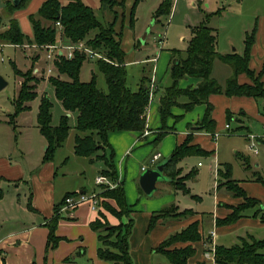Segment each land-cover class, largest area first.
<instances>
[{
    "label": "trees",
    "instance_id": "obj_1",
    "mask_svg": "<svg viewBox=\"0 0 264 264\" xmlns=\"http://www.w3.org/2000/svg\"><path fill=\"white\" fill-rule=\"evenodd\" d=\"M3 0L6 4L0 9V42L2 45H37L44 47L58 43L62 36L65 41L77 43L85 41L89 47L104 55L105 59H98L97 66L104 74L108 90L105 92L97 86L95 77L91 82H83L80 79V70L86 60L84 53L76 52L73 59L61 56L56 66L59 76L49 77V82L55 89L56 98L61 102L66 111L77 113V134L75 137V152L79 156L92 158L100 150L105 151L110 147L108 134L115 131H132L144 134L147 130V113L151 98L147 77H143L139 89L131 90L127 85L126 54L122 48L120 32L116 30L118 20V6L123 7L124 2L118 0H99L100 9L113 13L111 22H102L94 8L84 0H46L37 13L31 14L29 20L33 29V37L26 35L19 20L14 17L18 10L28 7L32 0ZM139 0H135L130 14V24L134 23L135 7ZM173 0H163L154 14L158 19L171 13ZM220 13L219 11L217 14ZM124 16V13H123ZM57 23H60L61 28ZM256 28L252 33L246 34L244 54L238 53L223 55L217 50V38L214 29L206 22L191 28V39L188 48L182 52L173 49L168 64L169 82L161 88L159 97V114L162 127L156 133L155 144L173 132L175 126H168L169 118L179 121L180 116H174L172 109L180 107L184 112L192 111L196 106L205 104L206 111L197 123L199 130L214 134L216 121L213 118V105L210 97L215 94H225L229 97L247 96L256 100L264 99V69L258 73L250 67L251 52L255 45ZM40 56L39 53H37ZM220 59L232 68V76L222 86L212 77L214 62ZM16 75L23 77L19 96L15 100L17 115L22 110L28 109L26 103L35 99L38 95L37 85L40 80L33 76L34 68L27 72L21 71L14 65ZM246 74L250 78L249 83H240L239 77ZM61 76H65L62 78ZM199 79L197 86L189 85L180 87V81L185 78ZM160 89V87H159ZM158 89L156 93H158ZM53 103L46 95L42 97L38 111V128L47 139L48 147L45 152L44 162L53 161L55 151L60 148L67 139L70 126L69 117L63 116L58 126L52 125ZM228 122L233 120V114L227 113ZM195 154H208L202 147L192 144V136L176 146L165 166V175L169 182L184 193H190L186 181L196 174L195 170L182 176V168L179 163L186 157ZM106 162V169L101 173L112 180H117V172L114 163V152L110 156L106 153L98 155ZM225 173L221 178L225 179L218 188L225 187L235 197L242 198L243 202L232 207V212L224 219L218 220L219 224H231L242 217V213L252 207L260 206L256 198L249 197L240 183L233 179L231 166L226 165ZM222 172V170H221ZM256 181L264 185V177H256ZM77 193H69L67 196ZM3 196L0 191V198ZM101 196L115 201L113 206L109 201L103 203L106 210L122 219L130 216V210L126 201L124 182H120L115 188L103 190ZM65 197V198H66ZM191 210L178 212V207L172 204L164 208L155 219L169 216H184L191 214ZM104 217V215L102 216ZM59 209L56 207V215L48 223L50 227L49 246L55 248L59 238L55 235L58 223ZM92 228L98 232L101 246L98 255L101 259L113 264H132L129 248V236L133 226V219L127 223L112 225L108 221L100 219L92 223ZM201 240L199 223L196 221L186 229L166 239L157 249L163 253L172 264H188L189 259L196 253V249L190 244L185 247H174L176 243L197 242ZM216 264H264V239L257 240L253 237L242 238L241 242L232 246L215 247Z\"/></svg>",
    "mask_w": 264,
    "mask_h": 264
},
{
    "label": "crops",
    "instance_id": "obj_2",
    "mask_svg": "<svg viewBox=\"0 0 264 264\" xmlns=\"http://www.w3.org/2000/svg\"><path fill=\"white\" fill-rule=\"evenodd\" d=\"M45 1L32 0L27 8L18 10L14 14L20 25L22 21L26 24V30L22 25L21 28L30 37H33V29L29 16L37 13ZM84 1L86 2V0ZM88 1L92 3V8L93 5H96L95 1H98L100 5L99 0ZM61 2L65 4L66 0H61ZM147 36L148 34L145 42ZM235 51L233 49V52L227 54H233ZM221 54L227 55L225 53ZM221 66H223L224 73L219 78L214 71L215 67L222 70ZM261 69H264V66L259 70ZM231 76V66L220 59H216L212 77L222 86H225ZM156 80L160 81L159 79ZM198 82L199 79L188 77L180 81V87L197 86ZM239 82L246 83L245 77L240 76ZM259 101L252 97H229L225 94H215L210 97V103L214 108L213 118L219 112L218 116L221 118H218V120H221L223 116L227 125L229 124L227 113L231 112L233 120L235 119L238 122L237 125L241 127L245 125L243 119L247 116L246 112L243 111V106L245 105H257V113L264 117V112L260 113ZM205 111V104L196 106L190 112H184L179 107L172 109L174 116H180L181 118L177 122L173 118L168 119V126H175L176 130L167 134L159 143L161 144V151L157 153H161V158L163 155H171L176 146L184 142L189 135L192 136V144L199 145L210 154L209 151L211 149L203 146L202 141L206 140V137L209 140L211 138L214 139L213 135L204 130H199L197 126V123L202 120ZM66 112L68 116L74 113ZM215 121L218 124V121ZM147 126L148 129L146 131L149 132L148 134L132 131L110 132L108 134L110 147L105 151L100 150L98 152V155H103L104 153L109 155L111 150L114 152L117 177L121 180L120 182H124L126 201L130 210V216H124L122 219L104 209L102 203L98 211L92 210L88 203H84L72 210H62L66 195L77 193V189H79L78 193L88 192L86 188L78 187L77 183H69L68 178H72L75 175H73L71 170H66L67 161L61 160V165L57 167L54 161L44 162V152L42 154L38 153L39 166L36 168L29 167L28 171H26L20 163H13L11 158L0 157V191L3 193L0 198V264H113L101 259L98 255L101 242L98 232L91 226L97 219L108 221L112 225L127 223L130 219H133V226L129 236L132 264H172L163 253L157 251L158 247L166 239L181 232L196 221L199 223L201 240L193 243L179 242L171 247L180 248L191 244L196 249V253L189 259L188 264H216L212 256L214 247H232L240 243L242 238L248 237H253L257 240L264 239V209L262 208L264 205V185L256 181V176L246 181L235 180L245 189L249 197L256 198L260 202V206L245 210L242 213V217L231 224H219L218 220L227 217L232 212L233 206L243 202L242 198L235 197L232 192V196L227 195L225 199V196H221L219 192L214 196L215 210L213 212L196 211L190 208L192 207L191 205H188L189 207L182 206L179 194L186 193L175 189L170 182L157 183L158 190L156 193H159L157 197H144L139 178L143 171L142 168L144 166L142 164L144 160L149 159L151 167L156 166V164L152 165L150 162L154 154H150L151 146L149 144H155L153 141L156 138V133L162 127L159 103L155 105L152 102L150 104ZM36 127L38 128V123ZM43 146H45L46 150L48 143H44ZM211 148L213 149L215 146L212 145ZM73 152L75 157L72 158H75L74 160L82 165H85V162H89V164H94L103 170L107 167L106 162L102 158H89L77 155L75 144ZM100 159L102 162H99ZM245 162L246 164L244 165L249 166L250 159H246ZM263 166L262 163H256L257 171L255 173H261L260 170L263 169ZM146 169H148L147 166ZM103 170H99L98 173L102 174L101 171ZM193 170L196 171V174L192 176L195 178L199 171ZM183 175L186 174L182 168ZM27 178H29L30 182H28ZM189 179L186 184L191 190L187 183ZM57 180H59V186ZM111 181L118 185V182ZM223 188L226 189L225 187ZM101 189L102 187L100 186L98 190L94 189L92 192H100ZM20 190L24 191V197H22ZM218 190L220 191V188ZM192 197L197 201L202 200L198 195H192ZM105 200L116 206L115 201L106 198ZM172 204L178 207V212L191 210L192 213L181 217H159L152 223L154 216ZM56 207L59 209L60 218L56 225L55 235L59 238V241L55 248H51L49 246L50 227L48 223L56 215ZM103 215L104 217H102Z\"/></svg>",
    "mask_w": 264,
    "mask_h": 264
},
{
    "label": "rangeland",
    "instance_id": "obj_3",
    "mask_svg": "<svg viewBox=\"0 0 264 264\" xmlns=\"http://www.w3.org/2000/svg\"><path fill=\"white\" fill-rule=\"evenodd\" d=\"M118 1L124 2L123 7L118 6L116 8L119 16L115 27L121 34L122 48L126 54L127 85L131 90L136 91L139 89L143 77H147L148 84L151 83L152 78L159 79V82L156 80V90L159 91L158 93H156V90L154 91L151 101L155 105L159 103V97L162 93L161 88L166 86L170 80L167 69L172 50L178 49L184 52L189 46L191 28L200 25L202 22H206L214 29L217 38V49L220 53L225 54L233 52V49L240 55L244 54L246 34L252 33L256 28L250 67L258 73L262 70L259 69L264 66V0H173L171 13L158 19L154 18V14L163 0H139L135 7L133 25L130 24V14L135 0ZM86 2L92 6L90 1L86 0ZM95 2L96 5H93V8L98 18L102 22H111L114 18L113 13L109 10L100 9L98 1ZM218 11L220 13L217 14ZM21 25L26 30V24L23 21ZM146 33H148V36L146 42H144L143 37ZM58 44L69 45L70 42L65 41L60 36ZM27 45L29 44H25V46ZM65 53L67 54L68 50H65ZM47 54L48 51L42 46L35 50L34 47L12 44L2 45L0 42V74L8 81V85L0 90V157L11 158L13 163H20L26 171L29 167L36 168L39 166L38 153L42 154L44 152L45 154L46 150L43 144L48 143L36 127L42 97L46 95L53 103V126H58L61 118L68 116L61 102L56 98L55 89L48 81L49 77H46L49 67L53 70L50 77L60 75L56 66L57 62H49ZM98 59L101 58L86 55V60L80 70V79L83 82H91L95 77L97 86L106 92L108 86L104 74L97 66ZM102 59H105V57ZM14 65L23 72H27L31 68H38L39 72L36 73L34 70L33 76L40 80L36 89L38 92L37 97L26 103L28 109L22 110L17 115H15V100L19 96L21 83L24 79L16 75ZM221 67L222 70L215 67L214 71L219 78L224 73L223 66ZM241 76L245 77L246 83L250 82V78L246 74ZM61 77L66 79L65 76ZM259 108L260 113H263L264 99L259 101ZM243 111L247 114L243 119L245 125L243 127L238 126L235 119L231 120L229 122L230 131L228 132L223 116L221 115L222 119L218 120L221 117L218 116L219 112H217V116L214 117L218 121L215 133L218 132L219 136L214 137L212 134L214 139L209 140L206 137V140L202 141L203 146L211 149L210 154L190 155L179 163L178 167H182L185 174L190 173L193 169L199 171L197 177H192L187 182L191 189L190 193L179 194L182 206L189 207L188 205H191L190 208L196 211L213 212L215 210L214 196L218 192L221 196H225L224 199L227 195L232 196V193L224 188L218 190V185L225 181L221 178V173H225L226 168L224 167L226 165L231 166L233 179L246 181L254 176L261 175L264 177V117L257 113V105L255 104L243 106ZM68 117L69 135L64 144L55 151L53 161L57 167L61 165V160L67 161L66 170H71L75 175L68 178L69 180L67 179L69 183H77L78 187L86 188L88 192H92L94 189L98 190L100 186H97L96 177L99 175L98 171L103 169L94 164H89V162L82 165L75 161V158H72L75 157L73 146L77 134V113L74 112ZM144 133L148 134L149 132L145 131ZM251 134L257 137L255 142L259 149L258 155L253 154L248 149V145L252 142L250 139ZM149 145L151 146V155L161 151V144L150 143ZM212 145L216 149H212ZM97 156L96 153L93 157L98 158ZM169 157L170 155H163L156 165ZM245 158L250 159V167L244 165L246 164ZM99 162H102V160L100 159ZM256 163H262L261 173H255L257 171ZM145 165L148 169L154 168L151 167L149 159L143 161L142 166ZM215 171H217L216 175ZM113 181L119 184L121 180ZM28 182L30 181L28 180ZM164 182L169 183V181L161 180L159 184ZM57 184L59 186V180H57ZM20 192L24 197V191L20 190ZM76 192L78 193L79 189ZM156 192L151 196L146 195L144 192L142 195L147 198L157 197L159 193ZM192 195H198L202 200L197 201ZM101 200L103 206L105 198H101ZM104 209H106L105 206Z\"/></svg>",
    "mask_w": 264,
    "mask_h": 264
},
{
    "label": "built area",
    "instance_id": "obj_4",
    "mask_svg": "<svg viewBox=\"0 0 264 264\" xmlns=\"http://www.w3.org/2000/svg\"><path fill=\"white\" fill-rule=\"evenodd\" d=\"M57 25H58V27L61 28L60 23H57ZM23 47H34L35 49L40 48L37 45H33V46L23 45ZM44 48H45V50L48 51L47 59L49 60V62H52V63H54V61L57 62L61 56L65 57L67 59H73L76 52L84 53L85 55H89V56L94 57V58H104L103 55H101L100 53L96 52L91 47H89L85 41H80L77 43H70L69 45H59L58 43H56V44L44 46ZM65 50H68L67 54L65 53ZM35 72L38 73L39 69H37ZM52 72H53L52 68L49 67L47 69V72H46V77H50ZM156 82H157L156 79L152 78V81L149 84L151 101L153 99L154 91L156 90V87H157ZM148 111H149V109H148ZM226 128H227V132L230 131V125L229 124L226 125ZM213 135H214V137H218L219 133L216 132ZM250 139L252 142L248 145V149L253 154H258L259 149H258L257 144L255 142V139H257V137L254 136L253 134H251ZM160 158H161V153H155L152 156L150 162L152 163V165H155L160 160ZM142 170L143 171L146 170V166H144L142 168ZM216 172L217 171H215V175H216ZM96 183L98 184V186L102 187L100 192H97V191H95V192H82V193H77L76 196H68L65 198V202H64V205L62 207V210L63 211L67 210V209L72 210V209H75L84 203H88L92 210L98 211L100 209L101 203H102V200H101L102 191L107 190V189H113L117 186V184L112 182L107 176H105L103 174H99L96 177ZM212 234H214V233H212ZM212 256H213V258L215 256V247L212 250Z\"/></svg>",
    "mask_w": 264,
    "mask_h": 264
},
{
    "label": "water",
    "instance_id": "obj_5",
    "mask_svg": "<svg viewBox=\"0 0 264 264\" xmlns=\"http://www.w3.org/2000/svg\"><path fill=\"white\" fill-rule=\"evenodd\" d=\"M15 5H19L18 0H14ZM6 4L3 0H0V9L4 8ZM148 33H146L147 35ZM146 35L143 37V41L145 42ZM8 85V81L0 74V90L4 89ZM167 163V159L154 168H149L144 170L139 178V184L142 191L151 196L154 192L158 190L157 183L161 180L169 181V178L165 175V166ZM264 209V205L262 206Z\"/></svg>",
    "mask_w": 264,
    "mask_h": 264
}]
</instances>
